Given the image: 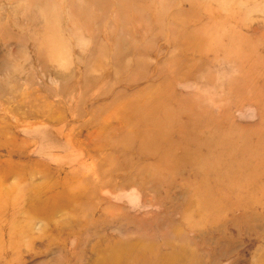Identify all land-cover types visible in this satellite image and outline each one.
I'll return each instance as SVG.
<instances>
[{"label":"rangeland","instance_id":"rangeland-1","mask_svg":"<svg viewBox=\"0 0 264 264\" xmlns=\"http://www.w3.org/2000/svg\"><path fill=\"white\" fill-rule=\"evenodd\" d=\"M37 1L0 0V264L263 259L264 0Z\"/></svg>","mask_w":264,"mask_h":264},{"label":"bare ground","instance_id":"bare-ground-1","mask_svg":"<svg viewBox=\"0 0 264 264\" xmlns=\"http://www.w3.org/2000/svg\"><path fill=\"white\" fill-rule=\"evenodd\" d=\"M41 2H43V1H40L39 3H41ZM36 3H38L37 0H36ZM50 4H51V2H50ZM57 10H59V9L57 8ZM93 194H95V193H93ZM80 196H82V195H80ZM94 199H95V196H94ZM92 203H93V201H92ZM85 205L81 204V208H82V206L87 207V203H85ZM88 206L90 208L91 205H88ZM85 209H83L84 212H86ZM97 228H99V227H97ZM132 232L133 231H131V233ZM93 233H94V231H93ZM100 237H102V236H100ZM151 239H153V238H151ZM126 241H123L122 239H115V238H113V239L107 238L106 241H103L102 238L98 237L97 239L92 241V243L88 247V249H87L88 250L87 251V257H83L84 264H144L145 262H143L142 260H144V257L147 254H151V255L154 256L155 264H186L183 261H180V259L181 258H185V260L188 261V260L192 259L194 257V254H195L193 251H190V252L188 251L187 252V251H184L183 249H181L179 247H172V246L169 247V249L167 251H165V252H162V253L160 251L154 252L153 250H150L149 248H146V247L141 248V245L137 243V242H139L138 240L127 239ZM218 256H221V254L219 253ZM56 260L58 261V258ZM256 261H257V264H264V258L260 259V260H256ZM48 262H50V261H47L45 259L44 260H39L38 259V260L35 261L34 264H46Z\"/></svg>","mask_w":264,"mask_h":264}]
</instances>
